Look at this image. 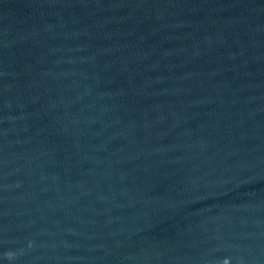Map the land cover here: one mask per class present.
I'll return each mask as SVG.
<instances>
[{"label":"water","instance_id":"obj_1","mask_svg":"<svg viewBox=\"0 0 264 264\" xmlns=\"http://www.w3.org/2000/svg\"><path fill=\"white\" fill-rule=\"evenodd\" d=\"M0 264H264V0H0Z\"/></svg>","mask_w":264,"mask_h":264}]
</instances>
